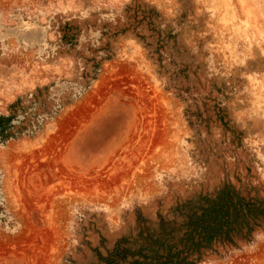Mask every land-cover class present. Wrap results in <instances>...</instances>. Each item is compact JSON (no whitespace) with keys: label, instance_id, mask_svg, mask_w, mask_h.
<instances>
[{"label":"rangeland","instance_id":"rangeland-1","mask_svg":"<svg viewBox=\"0 0 264 264\" xmlns=\"http://www.w3.org/2000/svg\"><path fill=\"white\" fill-rule=\"evenodd\" d=\"M0 264H264V0H0Z\"/></svg>","mask_w":264,"mask_h":264}]
</instances>
